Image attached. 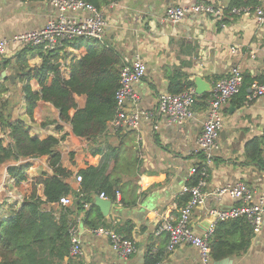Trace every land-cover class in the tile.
I'll use <instances>...</instances> for the list:
<instances>
[{"label":"crops","instance_id":"0c3cea01","mask_svg":"<svg viewBox=\"0 0 264 264\" xmlns=\"http://www.w3.org/2000/svg\"><path fill=\"white\" fill-rule=\"evenodd\" d=\"M241 1L264 6V0ZM200 2L225 11L234 0L228 8L225 0H116L103 9L107 27L102 42L115 49L126 65L139 55L148 67L144 81L137 87L139 101L127 105L129 112L141 110L153 113V120L144 121L139 131L115 132L110 123L107 133L91 142L75 136L72 125L61 121L59 111L42 100L37 103L34 117L30 118L25 84L17 79L20 70L17 55L0 58V88L8 89L7 92H0V103L11 101L13 122H24L32 138L45 140L54 137L60 141L57 149L62 156V167L71 173L65 182L76 193L81 186L77 181L79 173L98 167L110 151L121 147L125 165L132 166L138 160L133 176L140 187L137 205L123 209L113 203L115 211L107 217L98 206L94 213L101 223L99 228L116 232L120 226L133 225L132 239L138 247L137 254L127 260L118 258L109 240L97 237L93 233L95 229L83 225L84 212L93 207H84V212L80 213L74 206V196H71L73 204L67 208L75 211L72 218L77 221L78 237L84 249V254L73 257L71 264H141V260L145 264V254L149 249L154 253H166L161 264H202L198 250L191 246L169 251V235H158L157 230L165 221L179 217V200L191 177L190 171L204 158L197 141L202 135L208 108L200 110L194 107V118L183 125L189 137L182 140L185 133L178 129L169 131L166 116L157 112L158 97L168 92L166 70L180 71L193 82L199 77L211 85L215 80L228 77L234 67H240L244 74L253 78H264V27H259L252 17H232L228 13L223 21L198 20L196 17L178 25L166 21L170 7H191ZM56 15L58 11L50 3L25 4L21 0H0V39L40 29ZM84 15L83 12L77 13L81 18ZM86 42L83 39L74 40L57 50L58 67L66 81L71 79L72 65L87 55ZM33 54L28 57V65L30 70L35 71L42 67L44 55L39 49L33 50ZM6 60L10 65L2 68ZM54 78L53 73L48 74L45 84L52 85ZM28 83L32 91L40 96V81L33 77ZM76 102L79 110L84 109L87 97L76 96ZM76 111L72 110L70 115L74 116ZM223 115L224 127L213 152L207 201L204 207L195 210L192 217L193 229L200 236H205L214 222L210 210L231 211L242 205L228 196L217 198L215 192L219 188L243 182L255 194L264 191V169L249 164L245 157L247 144L264 136V97L244 104L238 99L232 100L223 109ZM156 125L159 126L158 131L154 129ZM138 137L143 141L139 142ZM0 138L6 146L12 143L8 132L1 127ZM9 167L25 168V179L10 176ZM42 175L54 176L49 157L11 161L0 166V223L12 218L21 207V201H4L7 192L24 200L31 195L33 182ZM123 177L131 179L132 175L124 174ZM38 195L45 199L42 185L38 187ZM45 208L53 210L57 217L61 216L60 205H45ZM231 260L233 264H264V226L259 234H255L249 251ZM64 264H69V259Z\"/></svg>","mask_w":264,"mask_h":264},{"label":"trees","instance_id":"16d2710c","mask_svg":"<svg viewBox=\"0 0 264 264\" xmlns=\"http://www.w3.org/2000/svg\"><path fill=\"white\" fill-rule=\"evenodd\" d=\"M21 1L25 4H47L52 0ZM83 1L102 11L116 0ZM258 5L254 2L244 3L241 0H234L225 10V15L233 8ZM86 43L88 53L72 65L70 80L66 81L59 70L56 56L58 51L45 53L41 48L33 47H27L17 54V62L20 66L17 79L25 84L27 112L30 118L34 117L37 103L41 100L45 101L59 111L61 121L72 125L75 136L94 142L107 133L109 124L116 117V95L120 88L121 71L126 64L115 49L102 41L87 40ZM35 49H39L40 54L44 55V63L40 69L33 71L29 68L28 57L34 55ZM8 65L10 62L6 60L2 68ZM50 73H53L55 78L52 85L47 86L45 80ZM165 76L169 82V94L180 95L195 88V83L180 71L166 70ZM33 77L38 79L42 86L40 96L32 91L28 83ZM253 83L264 85V78L256 79L244 74L241 91L233 100L238 99L243 104L248 103V91ZM7 91V88H0L1 93ZM76 96L87 97L84 109H78ZM210 99L211 93L196 96L194 107L206 110ZM12 109L10 100L0 103V127L8 132L12 140V143L6 146L4 140L0 138V166L11 161L49 157L54 176L42 175L37 178L33 182L31 195L20 202V209L12 218L0 223V264H64L67 259L71 264L73 258L71 229L77 226V221L72 218L75 211L61 205V200L74 196V206L80 213L84 212L86 204L92 206L91 210L84 212L83 225L98 229L101 223L94 216L98 209L94 204L96 197L104 195L112 203L119 205L117 201L119 194L123 209L137 205L140 187L133 176L136 174L134 168L138 160H135L132 166L125 165L121 147L110 151L98 167H90L79 173L82 182L79 192L76 193L65 182L71 173L62 167V156L57 149L60 141L54 137L45 140L32 138L24 122H13ZM72 110H77L74 116L70 115ZM245 157L249 164L264 169V136L247 144ZM204 159L202 158L197 164L198 172L189 179L186 186L193 187L199 183L200 173L205 167ZM8 172L14 178L25 179V168L9 167ZM124 174H131V179L124 178ZM40 185L44 187V200L38 195ZM189 199L188 194H182L179 200L180 207H183ZM45 205H60L61 216L57 217L53 210H46ZM133 228V225L127 224L120 226L116 232L133 241ZM254 236V228L245 217L218 221L213 234L208 239L212 263L227 258L242 257L249 251ZM166 256L165 252L154 253L149 249L145 254V264H161Z\"/></svg>","mask_w":264,"mask_h":264},{"label":"built area","instance_id":"2783aa9c","mask_svg":"<svg viewBox=\"0 0 264 264\" xmlns=\"http://www.w3.org/2000/svg\"><path fill=\"white\" fill-rule=\"evenodd\" d=\"M50 4L58 11V15L50 18L40 29L27 31L12 36L9 39H0V58H12L27 47L41 48L45 53L61 49L65 43L78 39L103 41L107 20L102 11L92 4L83 0H52ZM83 12L84 17H78L77 13ZM232 17H252L259 27H264V6H244L233 8L230 13ZM196 17L198 20L213 19L223 21L225 11L210 4L197 3L191 7H170L166 13V21L178 25ZM236 53L235 49H232ZM148 72L144 60L135 56L130 64L125 65L121 71L120 88L116 95L117 109L116 117L111 122L112 131H139L144 121H152L151 111L127 110L129 103L139 101L137 87L142 84ZM244 73L240 67H234L228 77L216 80L212 83L211 99L209 101L206 121L203 132L197 141L199 150L204 154V169L200 173V181L196 186H185L182 194L190 196L189 201L180 208L177 219L165 221L157 230V234L167 233L169 235V251L176 250L182 246H191L198 250L202 264H213L210 257L209 237L213 234L218 221L245 217L254 228L255 234H259L264 226V191L255 194L246 183L238 182L234 185L219 188L215 192L217 198L228 196L238 200L242 205L231 211L212 209L209 211L214 222L205 236L197 234L192 226V217L196 209L205 206L207 201V181L209 170L212 168L216 143L219 134L224 127L223 109L240 93L243 85ZM195 88L180 94L172 95L161 93L158 97L157 112L166 116L170 126H183L194 118V106L196 103ZM264 97V85L253 83L248 95V103ZM154 129L158 131L159 126ZM138 141L143 139L138 137ZM198 172L197 164L190 171V176ZM190 177V178H191ZM77 181L82 182V177L77 176ZM11 195V194H10ZM12 196V195H11ZM107 199L104 195L101 196ZM120 195L117 201L119 207ZM21 202L23 199L20 200ZM73 204L71 197L61 200V205L70 207ZM90 205L86 204L85 208ZM78 226L71 229L73 257L84 254V249L78 237ZM97 237L107 239L111 243L113 252L118 258L127 260L137 254L136 242L127 239L117 232L105 228H98L93 232Z\"/></svg>","mask_w":264,"mask_h":264},{"label":"water","instance_id":"95a60500","mask_svg":"<svg viewBox=\"0 0 264 264\" xmlns=\"http://www.w3.org/2000/svg\"><path fill=\"white\" fill-rule=\"evenodd\" d=\"M232 0H225V3L227 4V8L230 5ZM195 92L197 96H201L204 95L206 93L211 92V87L212 85L210 83L205 82L202 78H196L195 81ZM169 131H172L174 129H178L179 131H183L185 134L184 136H182V140H186L188 136V130L186 131L185 128L183 126H170L167 127ZM161 134V133H160ZM96 206H98L99 208L102 209L104 215L107 217L111 211H115L113 210V208H116L115 205H113L112 201L108 200V199H104L100 196H98L96 198ZM141 264H143V261L141 260ZM213 264H233L231 258H227L223 261L220 262H215Z\"/></svg>","mask_w":264,"mask_h":264},{"label":"rangeland","instance_id":"374dc122","mask_svg":"<svg viewBox=\"0 0 264 264\" xmlns=\"http://www.w3.org/2000/svg\"><path fill=\"white\" fill-rule=\"evenodd\" d=\"M11 193H8L7 192V197L6 198H4V201H6V202H12V201H20L21 199H23L22 197H19L18 195H16V194H11Z\"/></svg>","mask_w":264,"mask_h":264}]
</instances>
